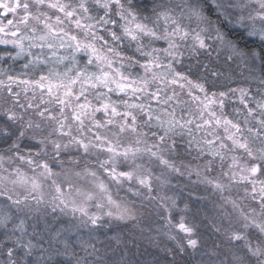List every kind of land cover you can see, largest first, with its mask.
<instances>
[{"label": "snow or ice", "instance_id": "1", "mask_svg": "<svg viewBox=\"0 0 264 264\" xmlns=\"http://www.w3.org/2000/svg\"><path fill=\"white\" fill-rule=\"evenodd\" d=\"M137 198L174 255L264 264V0H0V264H117Z\"/></svg>", "mask_w": 264, "mask_h": 264}, {"label": "rangeland", "instance_id": "2", "mask_svg": "<svg viewBox=\"0 0 264 264\" xmlns=\"http://www.w3.org/2000/svg\"><path fill=\"white\" fill-rule=\"evenodd\" d=\"M120 195L123 196L124 193L121 192ZM169 195H172V193H169ZM177 200L179 208H184L185 203H188L187 201ZM146 202L145 204H147ZM209 202H211L209 199L200 202L202 211V207L206 203L209 209L211 207L213 209V206H210ZM136 206L140 209L137 212V220L126 222V226L124 223H120L119 228L102 229L104 234H97L99 240L102 242L98 243L97 247L101 248L102 252H104L103 246H108L106 258L110 257L117 264H121L122 258L127 264H200L201 261L204 264H208L209 258L206 253L211 250L209 238L212 237V233L205 236V230L199 232L201 243L198 246V250L189 248L186 254L174 255L173 253L176 249L175 242L169 239L166 229L163 227L164 222L159 218L152 206L148 205L147 208H140L139 198H137ZM91 211H94V209H91ZM47 219L54 228L60 227L56 219L52 217H48ZM58 219L66 224L70 217L60 215ZM115 223L118 222H114V225ZM199 228L206 229L203 226ZM117 236L118 240L112 239ZM193 238L197 237L194 236Z\"/></svg>", "mask_w": 264, "mask_h": 264}, {"label": "trees", "instance_id": "3", "mask_svg": "<svg viewBox=\"0 0 264 264\" xmlns=\"http://www.w3.org/2000/svg\"><path fill=\"white\" fill-rule=\"evenodd\" d=\"M239 71H240V69H236V72L237 73H239ZM232 86H235V84H233ZM173 183H176V181L174 180ZM185 183H186V181L181 180L180 185L182 186ZM177 193H178L177 199L182 200L184 202H186V201L188 202L187 204H189V209H191L190 215L192 213H195L197 208H200L201 207V204L200 203L199 204H196L195 206L192 204V200H195L197 195H199V196H207L208 197L207 199H209V201H212L213 199H218V197H215L213 195H210L209 192H205L203 185L199 186V190L196 193L193 194V196L191 197V199H185L186 197H188L189 189H184L183 192H180V187H178L177 188ZM202 201H200V202H202ZM146 203H148V202H146ZM207 203L202 207L203 211L202 210L200 211L199 218H198L199 221L204 220L205 215H208L209 218L212 217V215H213L212 207H211V209H209L206 206ZM209 203H210V206H211L212 203L211 202H209ZM205 208L207 209V212L204 211ZM202 230H205V232H206V235L205 236L211 235V232L208 231L207 229L199 228L198 229V232H201ZM210 242H211V240L209 241V243ZM187 264H189V263H187Z\"/></svg>", "mask_w": 264, "mask_h": 264}]
</instances>
